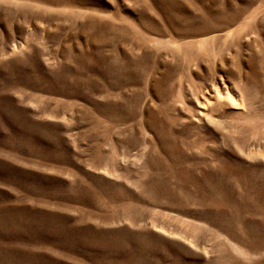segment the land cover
Instances as JSON below:
<instances>
[{
    "label": "rangeland",
    "instance_id": "rangeland-1",
    "mask_svg": "<svg viewBox=\"0 0 264 264\" xmlns=\"http://www.w3.org/2000/svg\"><path fill=\"white\" fill-rule=\"evenodd\" d=\"M0 264H264V0H0Z\"/></svg>",
    "mask_w": 264,
    "mask_h": 264
}]
</instances>
